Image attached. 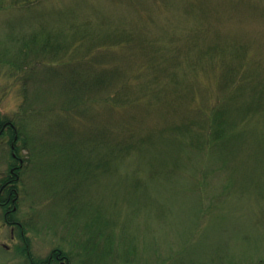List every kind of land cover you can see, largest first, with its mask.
I'll return each instance as SVG.
<instances>
[{"label": "rangeland", "instance_id": "374dc122", "mask_svg": "<svg viewBox=\"0 0 264 264\" xmlns=\"http://www.w3.org/2000/svg\"><path fill=\"white\" fill-rule=\"evenodd\" d=\"M72 48L91 101L29 73ZM4 117L0 264H264V0H0Z\"/></svg>", "mask_w": 264, "mask_h": 264}, {"label": "trees", "instance_id": "16d2710c", "mask_svg": "<svg viewBox=\"0 0 264 264\" xmlns=\"http://www.w3.org/2000/svg\"><path fill=\"white\" fill-rule=\"evenodd\" d=\"M109 37H107V39ZM133 38H137L140 42L134 43V44L131 43L132 45H128V46L135 48L136 50H142V47L145 50V46H148V44L152 45L154 43L152 41H149V39H142V38H140L139 35H136V34H132L129 36H127V35H115L110 40L111 41L116 40L118 43L122 42L123 40L124 41L127 40V43L129 44ZM107 39L102 40V42H104V45L102 44L103 50L101 49V52L102 51L109 52V49L107 48V45H106V42L109 41ZM53 40L54 39L52 38V36L50 38H47V40L42 41V43H40L36 49H38L39 52H44V50L49 49V47L55 48L54 45H56V44L53 42ZM124 45H126V44H124ZM75 52H76V48L69 49L68 51L65 52L66 54H63V55L59 56L58 58H56L57 55L54 54L53 59L56 58V59L60 60L58 63L47 61L44 58V56H40L39 54H37L36 61H33V63H35V64L34 65L31 64V67H30V69H32V70L31 71L28 70V71H30L29 73H33L34 71H38L42 68H45L47 70V72H49V70H54L56 68L60 69V67H61L63 70H60L58 74L68 75L67 76L68 77V79H67L68 85L67 86L69 88V91H68L69 97L70 98H77L78 97V99H77L78 102H81L83 100L84 101L85 100L91 101L92 99H95V98H92L93 93L102 92L103 88H105L108 85H111V82L108 78H103L101 75H96L97 78L92 77L95 69H90V66L94 62V60H92L90 58L85 59L84 58L85 55L80 56V55L75 54ZM94 55H90V56H94ZM80 59H82V60H80ZM58 66H60V67H58ZM143 68L141 69L142 71H143ZM106 79H108L109 82L106 81ZM129 82H131V81L126 80L123 86H120L117 88L116 92H117L118 96L120 94H122L123 92H125V85H126V88H128L127 83H129ZM133 87H134V85H133ZM127 97L128 96H126V98ZM70 109L71 108L66 107V110H70ZM15 121H16L15 118H10V117H8V118L4 117V119L0 118V128L2 129V126L8 125V124L10 125L11 123H13L15 125V127H12L10 125L9 129L6 130L5 132L8 134L10 132H12L13 139H14L15 135L18 134V138L20 140V130H19V128H17ZM17 139H15V140L17 141ZM19 140H18V142H19ZM100 151L103 152L104 157H106V156L110 157L113 153L110 151L109 147H106L103 145L100 147ZM113 151H115V150H113ZM2 205L6 207L7 202L5 204H2ZM6 217H8L7 213H6ZM91 254H92L91 250L87 249L86 255H91ZM68 260H70V258H68Z\"/></svg>", "mask_w": 264, "mask_h": 264}, {"label": "flooded vegetation", "instance_id": "af4514ba", "mask_svg": "<svg viewBox=\"0 0 264 264\" xmlns=\"http://www.w3.org/2000/svg\"><path fill=\"white\" fill-rule=\"evenodd\" d=\"M12 127H14V125L11 123L10 124ZM9 124L8 125H5V126H2V129L0 130V134H2V133H4L6 130H8L9 129V126H10ZM18 137L16 136V138L15 139H17ZM14 146V145H13ZM12 146V147H13ZM14 179H17V177L16 178H8L4 183H3V185H2V189L3 190H1V192H3V191H5L6 189H9L10 190V194H12V193H17V191H16V188H13V185L15 184L14 183ZM9 199H7V201H8ZM7 201H3V202H1L2 204H5ZM47 264H49V262L47 263Z\"/></svg>", "mask_w": 264, "mask_h": 264}]
</instances>
